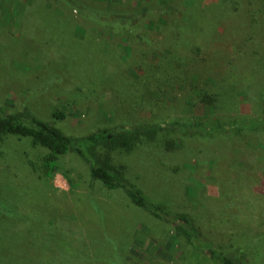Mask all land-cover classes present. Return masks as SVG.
Instances as JSON below:
<instances>
[{
    "label": "rangeland",
    "instance_id": "obj_1",
    "mask_svg": "<svg viewBox=\"0 0 264 264\" xmlns=\"http://www.w3.org/2000/svg\"><path fill=\"white\" fill-rule=\"evenodd\" d=\"M192 1L0 0V113L36 117L75 137L157 126L155 141L118 151L111 164L148 201L191 218L206 245L264 264V128L217 129L264 118V35L261 47L249 30L234 38L233 11L211 23L197 15L204 1L209 12L223 0ZM90 9L146 11L144 38L110 32ZM183 30L204 41L177 89L179 56L168 41ZM84 64L85 83L77 73ZM209 95L215 103H204ZM45 153L29 139H0V264H224L177 225L95 181L74 152L45 176Z\"/></svg>",
    "mask_w": 264,
    "mask_h": 264
},
{
    "label": "trees",
    "instance_id": "obj_2",
    "mask_svg": "<svg viewBox=\"0 0 264 264\" xmlns=\"http://www.w3.org/2000/svg\"><path fill=\"white\" fill-rule=\"evenodd\" d=\"M194 1H192L193 4H195ZM224 2L226 3L225 5ZM209 4V1L203 2L202 9L197 10L198 17L201 16L202 20L206 18L208 23H211L219 16H222L223 11L227 10L230 13L233 11L237 15L236 19L240 18V24L236 22V27H239L238 31L236 29H234L235 31L229 29L233 35L232 37L235 38L238 32L243 33L244 29L249 30L255 43L254 45L261 47L260 45L263 41L262 35H264V0H223L219 9L208 12L204 8L208 7ZM88 13H90L93 19L102 23L104 28L110 32L114 30L118 34H124L127 40L139 34L140 39L144 38L141 29L147 15L146 11L129 12L128 10H124L113 13L112 11L90 9ZM186 24L189 25V22ZM183 31L181 35L178 33L175 36H171L168 41L170 42L169 48L179 56L178 61L175 62V68L178 70H173L175 74L172 77L175 83L180 82L177 89L184 86V83H181L183 80H178L180 76L186 78L189 74V68L194 67L197 63V53H201V43L204 41L203 35L198 31H192V33L190 31ZM243 43L246 45V42L243 41ZM185 55L194 57L196 59L195 62L189 64L186 61L187 57ZM202 60L207 61L208 59L202 58ZM183 67L185 69L182 71ZM80 69V73H77L83 77L82 81L85 83L86 77L91 75V73L85 64ZM153 73H156V71L154 70ZM74 78L78 79L77 77ZM151 78L149 76V80ZM196 78V76H193V82ZM216 99V96L213 99L209 95L205 97L204 103L213 104L216 102ZM56 116L59 115L56 114ZM63 116L61 115L59 118H63ZM196 128L202 129L203 127L200 124H196ZM226 128L229 130L233 129L236 134L245 132L246 130L259 131L261 128H264V118L254 120L244 119L231 123L229 127H224L221 124L217 125V129L224 130ZM7 136L29 139L34 147L45 149L46 153L41 160V171L47 177L54 175L59 168L61 159L65 155L74 152L90 164L91 177L101 183L102 186L111 191H124L136 206L152 212L159 219L177 225L178 232L183 234L191 245L198 246L199 248L206 246L211 250L212 254L220 253L224 264H242L241 259L234 252L224 250L218 252V246L211 241L210 244L206 245L205 239L208 238L203 236L204 230L201 228L196 229L193 221L187 215L169 214L162 207L148 201L143 191L128 181L123 167L111 164L110 161L114 159V155L118 151H135L140 144L142 145L146 142L148 144L151 141H155L158 136L157 126L143 125L132 129L123 127L114 130H100L87 136L75 137L36 117L24 119L21 117V114L6 115L0 113V139ZM99 148H101V154L98 150ZM171 150L169 144L168 147L165 146L164 153H169ZM144 152H149V150H145ZM154 160L156 161V159ZM242 247L243 245H239L235 248L241 250Z\"/></svg>",
    "mask_w": 264,
    "mask_h": 264
}]
</instances>
